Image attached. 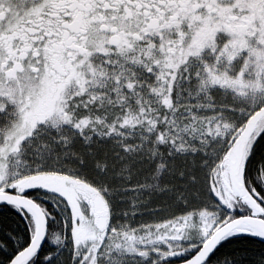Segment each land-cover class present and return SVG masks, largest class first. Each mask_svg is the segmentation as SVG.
I'll return each mask as SVG.
<instances>
[{"label":"snow or ice","instance_id":"snow-or-ice-1","mask_svg":"<svg viewBox=\"0 0 264 264\" xmlns=\"http://www.w3.org/2000/svg\"><path fill=\"white\" fill-rule=\"evenodd\" d=\"M0 264H264V0H0Z\"/></svg>","mask_w":264,"mask_h":264}]
</instances>
